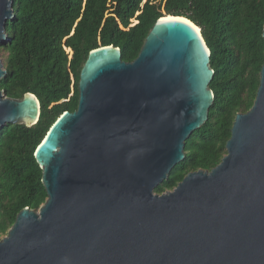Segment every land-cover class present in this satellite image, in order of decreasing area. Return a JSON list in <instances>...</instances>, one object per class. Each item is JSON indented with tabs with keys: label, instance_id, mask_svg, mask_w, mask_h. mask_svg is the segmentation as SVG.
<instances>
[{
	"label": "water",
	"instance_id": "obj_1",
	"mask_svg": "<svg viewBox=\"0 0 264 264\" xmlns=\"http://www.w3.org/2000/svg\"><path fill=\"white\" fill-rule=\"evenodd\" d=\"M12 6L0 0V46ZM213 76L200 28L181 16L156 20L131 62L113 45L91 50L77 109L56 119L34 153L47 198L17 214L0 239V264H264V63L222 160L155 192L208 119ZM39 116L34 94L0 90V127Z\"/></svg>",
	"mask_w": 264,
	"mask_h": 264
},
{
	"label": "trees",
	"instance_id": "obj_2",
	"mask_svg": "<svg viewBox=\"0 0 264 264\" xmlns=\"http://www.w3.org/2000/svg\"><path fill=\"white\" fill-rule=\"evenodd\" d=\"M0 90L13 99L34 94L38 121L0 127V239L25 207L38 210L47 192L34 153L65 111L78 107L88 53L113 45L133 61L160 17L181 16L200 28L210 49L214 101L208 119L184 143L185 158L155 189H174L189 173L211 170L227 153L236 114L253 105L264 63V0H13Z\"/></svg>",
	"mask_w": 264,
	"mask_h": 264
},
{
	"label": "rangeland",
	"instance_id": "obj_3",
	"mask_svg": "<svg viewBox=\"0 0 264 264\" xmlns=\"http://www.w3.org/2000/svg\"><path fill=\"white\" fill-rule=\"evenodd\" d=\"M4 57H5V53L4 52H2V51H0V59H1V61L3 62V60H4ZM4 236H2V238H3Z\"/></svg>",
	"mask_w": 264,
	"mask_h": 264
},
{
	"label": "bare ground",
	"instance_id": "obj_4",
	"mask_svg": "<svg viewBox=\"0 0 264 264\" xmlns=\"http://www.w3.org/2000/svg\"><path fill=\"white\" fill-rule=\"evenodd\" d=\"M197 30H199V29L197 28Z\"/></svg>",
	"mask_w": 264,
	"mask_h": 264
}]
</instances>
